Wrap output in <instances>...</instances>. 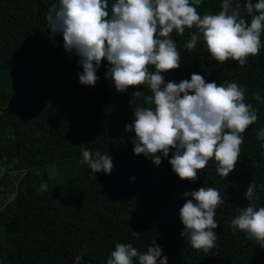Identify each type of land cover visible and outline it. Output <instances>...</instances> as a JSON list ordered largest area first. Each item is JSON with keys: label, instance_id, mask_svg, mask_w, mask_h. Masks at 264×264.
<instances>
[{"label": "trees", "instance_id": "obj_1", "mask_svg": "<svg viewBox=\"0 0 264 264\" xmlns=\"http://www.w3.org/2000/svg\"><path fill=\"white\" fill-rule=\"evenodd\" d=\"M245 2L233 5L240 3L241 16L250 23ZM53 3L58 0H0V264H107L117 243L145 252L153 241L168 264H264V248L246 233L233 232L230 223L247 207L244 194L251 181L259 197L252 203L264 207V140L257 139L264 128V48L240 67L231 59L213 60L202 38L189 53L184 45L195 27L172 34L181 63L163 74L165 82L199 73L218 85L238 83L258 115L242 134L239 161L227 177L218 175L213 158L195 181L181 180L169 163L175 149L167 158L160 154L156 166L134 154L135 133L125 131L133 119L132 93L152 95L148 86L118 92L106 78L107 60L97 69L95 86L82 85L79 57L65 50L62 34L49 29L46 14ZM221 4L202 0L197 11L218 14ZM81 145L93 157L97 151L108 154L111 174L82 163ZM51 164L60 171L74 168L59 178L45 171ZM201 186L216 188L223 198L214 218L216 245L208 253L180 235L179 210L192 199L183 194Z\"/></svg>", "mask_w": 264, "mask_h": 264}, {"label": "clouds", "instance_id": "obj_2", "mask_svg": "<svg viewBox=\"0 0 264 264\" xmlns=\"http://www.w3.org/2000/svg\"><path fill=\"white\" fill-rule=\"evenodd\" d=\"M202 0H58L49 8L46 18L53 35L62 34L64 48L75 53L83 68L82 85L95 86L97 69L107 60L106 78L114 82L118 92L129 87L147 85L152 95L132 93V123L125 131L135 133L134 154L151 158L154 165L169 160L172 171L181 179L195 181L210 159L218 164V175L227 177L235 168L244 142L243 133L258 120L257 111L245 103L246 89L235 82H207L199 73L190 80L165 82L164 73L180 67L181 55L172 34L182 36L195 27L184 47L191 53L203 39L213 60L223 64L237 61L244 67L250 56L264 48V0H246L244 9L251 21L241 16V5L222 0L218 14L201 16L197 7ZM51 38V37H50ZM154 67V71L150 68ZM254 99L260 100L259 93ZM141 104H137V101ZM264 140V128L257 132ZM264 147V145H262ZM82 163L95 172L111 174L112 158L99 151L93 154L81 145ZM134 179V178H133ZM46 191L47 185L41 184ZM257 184L251 181L244 194L246 208L231 220L232 231L247 237L264 248V207L254 203L259 197ZM187 199L179 210L183 224L180 235L189 236L191 246L208 253L216 245L218 228L216 209L223 198L216 188L201 186L186 192ZM137 238L140 233L134 232ZM162 248L155 241L145 252L131 243H117L107 264H168Z\"/></svg>", "mask_w": 264, "mask_h": 264}, {"label": "rangeland", "instance_id": "obj_3", "mask_svg": "<svg viewBox=\"0 0 264 264\" xmlns=\"http://www.w3.org/2000/svg\"><path fill=\"white\" fill-rule=\"evenodd\" d=\"M73 168H74V166H68L67 165L64 168H62V170L60 171V170L56 169V165L55 164H51V165L46 166L44 169L49 174L52 175L53 173H55V174L58 175L59 178H62V177H66L67 174H69L72 171ZM2 171H3V169H1L0 173H2Z\"/></svg>", "mask_w": 264, "mask_h": 264}]
</instances>
